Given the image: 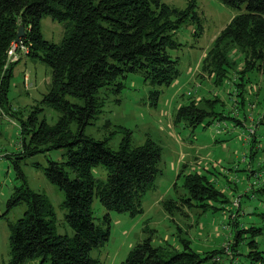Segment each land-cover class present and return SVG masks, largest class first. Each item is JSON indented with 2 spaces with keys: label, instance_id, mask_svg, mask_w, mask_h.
I'll list each match as a JSON object with an SVG mask.
<instances>
[{
  "label": "trees",
  "instance_id": "obj_1",
  "mask_svg": "<svg viewBox=\"0 0 264 264\" xmlns=\"http://www.w3.org/2000/svg\"><path fill=\"white\" fill-rule=\"evenodd\" d=\"M190 1L189 7L179 9L163 0H0V105L9 103L15 62L8 61V51L19 26L24 24L27 55L40 58L51 68V87L43 102L59 112L54 124L45 119L38 121L35 114L23 122L24 132H30L24 153L65 151L67 160H50L46 174L65 193L61 206L67 210L65 218L73 229L72 235L58 234L50 199L25 183L8 204L9 208L21 200L28 204L24 216L9 225V264H25L31 259H38L37 264H101L92 252L109 240L111 231L110 223L105 227L95 220V197L107 211L132 215L144 212V197L163 173L162 146L152 138L133 144L128 131L118 148H113L107 138H94L85 133V128L101 111L100 90L111 87L120 92L129 73L141 71L153 85H170L179 78L180 58L171 54L172 49L181 45L175 39L177 31L195 24L196 36L203 32L197 0ZM221 1L239 12L213 40L197 74L212 78L216 84H221L230 71L237 70L238 61H242L240 77L244 80L249 79V72L264 66V0ZM47 15L61 22L70 21L60 43L46 39L42 33L41 21ZM155 93L157 99L160 90ZM70 96L79 102L70 100ZM217 103V99L212 104L189 99L176 109L175 122L186 121L196 127L210 118L205 123L209 125L223 118ZM263 122L262 118L258 125ZM256 127H246L248 135L246 131L241 135L244 143L245 139L252 143L247 147L252 157L259 142L255 139ZM248 154L245 152L244 160ZM98 166L106 169L105 177L94 175ZM253 167L252 176H258L259 169ZM180 175L184 178L185 194L162 200L169 213L184 207L207 211L216 207L215 201L227 203V194L208 174L194 171ZM234 201L235 205L241 202L240 198ZM106 220H110L108 214ZM233 226L235 235L248 231L236 219ZM250 229L257 230L255 226ZM182 243V248L170 242L155 244L149 235L136 243L118 264H216L213 258L218 249L200 251L187 238ZM251 244L257 246L256 241ZM255 252L263 258L259 250ZM231 262L236 264L233 258Z\"/></svg>",
  "mask_w": 264,
  "mask_h": 264
},
{
  "label": "rangeland",
  "instance_id": "obj_2",
  "mask_svg": "<svg viewBox=\"0 0 264 264\" xmlns=\"http://www.w3.org/2000/svg\"><path fill=\"white\" fill-rule=\"evenodd\" d=\"M163 1L179 9L189 7L191 2ZM197 5L203 20V32L196 36L195 24L181 27L175 35L181 45L171 50L173 58H180V82L153 85L141 71L131 72L120 92L111 87L100 90L101 111L85 128V133L94 138H107L113 148H118L130 131L133 144H143L152 138L163 149V173L157 177L156 186L146 193L143 213L132 215L130 212L107 211L100 199L95 197V220L105 227L110 223L111 231L109 240L92 252L93 256L99 257L101 264L122 262L132 247L149 235L155 244L170 242L182 248V239L187 238L200 251L218 249L216 264H234L232 258L236 264H264V122L258 125L264 113V66L261 70L249 72V79L244 80L240 77L242 61H238L237 70L230 71L221 84H216L212 78L197 75L198 71L190 76L189 69L201 63L204 52L239 12V9L221 0H197ZM68 21L61 22L50 15L44 16L41 21L44 37L60 43L69 27ZM22 55L21 59L14 61L9 103L0 105V264H9L12 258L10 223L24 216L28 209L25 200L8 207L10 198L25 183L50 199L56 212L57 233L73 234L65 218L67 210L61 206L65 193L46 174L50 160H67L65 151L51 149L33 155L24 153V143L29 142L30 132H24L23 122L35 114L38 121L45 119L54 124L59 112L43 102L51 87L50 66L38 57ZM5 67H8L7 63ZM156 90H160L157 99ZM68 98L79 102L74 97ZM189 99H195L197 103L207 100L210 104L217 99V109L223 117L217 118V122L229 121L227 124H231L233 129L223 135V124L217 125L214 120L205 125L210 118L196 127L188 125L186 121L176 123V109ZM249 116L255 117V120L253 123L248 121V127L257 126L261 137L253 157L248 154L249 148L245 150L243 139L239 136L242 131L247 132L246 127H237L242 124L241 118ZM245 152L248 155L244 160ZM250 164L254 166L253 169H259L258 176H252ZM93 171L96 177L106 176L103 166L95 167ZM194 171L208 174L227 194V203L215 201L216 207L207 211H202L200 207L193 210L184 207L169 213L163 207L162 200L184 195V178L180 173ZM220 198L225 199L223 196ZM236 198L241 201L238 211L233 202ZM238 212L236 220L240 227L248 231L235 235L232 230L235 221L233 215ZM107 214L109 222L106 220ZM252 226L257 230L253 232L250 229ZM253 241L257 242V246L251 244ZM256 250L261 252L263 258ZM37 262L38 259H31L25 264ZM204 264H211V261Z\"/></svg>",
  "mask_w": 264,
  "mask_h": 264
},
{
  "label": "crops",
  "instance_id": "obj_3",
  "mask_svg": "<svg viewBox=\"0 0 264 264\" xmlns=\"http://www.w3.org/2000/svg\"><path fill=\"white\" fill-rule=\"evenodd\" d=\"M207 51V50H206ZM206 54V52H204V54H203V56ZM202 56V57H203ZM191 69V68H190ZM189 69V74H190V76H193L194 75V72L196 73V71H198L199 72V70H200V63L196 66V68H193V69H191L190 70ZM198 74V73H197ZM192 80V79H191ZM176 83H179L180 82V80H179V78L175 81ZM174 82V83H175ZM247 114H248V112H247ZM264 114V113H263ZM263 114H262V116H260L261 118H263L264 119V116H263ZM244 117H246V116H244ZM241 118V117H240ZM261 118H260V120H261ZM243 121H242V124H239V125H237V127H240L241 125L243 126V127H248V121L249 122H251V123H253V120H255V117H253V116H249L248 118H241ZM216 122L217 121H219V120H215ZM257 121H258V119H257ZM229 121H220V122H217V125L218 124H220V126L223 124V128H222V131L221 132H223V135L225 134V133H229L230 132V129L232 128L233 129V127L231 126V124H227ZM228 125V126H227ZM226 126H227V128H226ZM249 126H251V124H249ZM219 131H220V128H219ZM243 133H245V132H241V134H239V136H241ZM255 139L257 140V142H258V145H259V143H261L260 141H261V137H260V134L257 132V134H256V137H255ZM256 142V141H255ZM255 142H254V144H255ZM251 142L250 143H244L243 142V147L245 148V150L247 149V147H251ZM251 166H253V165H249V167H251ZM262 166V164H260V167ZM179 170H181V169H179ZM264 171V170H263ZM237 207H238V209H237V211L238 210H240V207H241V202H239V204L237 205ZM237 214V216H238V214H239V212L238 213H236ZM233 216H235L234 217V219H236V215H233ZM216 232V231H215ZM215 234H218L217 232L215 233ZM222 234V233H221ZM215 258L216 257H214L213 258V260H215ZM217 258L218 259H220V257L219 256H217ZM235 261V260H234Z\"/></svg>",
  "mask_w": 264,
  "mask_h": 264
},
{
  "label": "built area",
  "instance_id": "obj_4",
  "mask_svg": "<svg viewBox=\"0 0 264 264\" xmlns=\"http://www.w3.org/2000/svg\"><path fill=\"white\" fill-rule=\"evenodd\" d=\"M29 53V47L25 44L23 39L21 38L20 41H13L11 44V47L8 51L9 59L8 61H15L21 58L23 56L22 54H28Z\"/></svg>",
  "mask_w": 264,
  "mask_h": 264
},
{
  "label": "water",
  "instance_id": "obj_5",
  "mask_svg": "<svg viewBox=\"0 0 264 264\" xmlns=\"http://www.w3.org/2000/svg\"><path fill=\"white\" fill-rule=\"evenodd\" d=\"M25 36V25L21 24L17 31L16 41H20L22 37Z\"/></svg>",
  "mask_w": 264,
  "mask_h": 264
}]
</instances>
